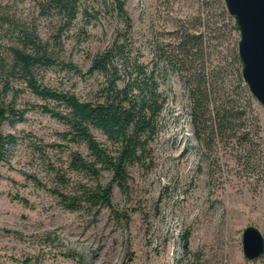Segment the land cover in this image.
<instances>
[{
  "label": "rangeland",
  "instance_id": "rangeland-1",
  "mask_svg": "<svg viewBox=\"0 0 264 264\" xmlns=\"http://www.w3.org/2000/svg\"><path fill=\"white\" fill-rule=\"evenodd\" d=\"M121 1L125 16L100 9L92 25L83 28L80 23L62 39L65 61L86 72L91 56L120 38L149 63L153 43L175 44L178 30L199 28L207 42L194 69L238 68L234 58L241 33L225 0ZM0 14L36 24L45 41L52 35L53 25L39 17L31 0H0ZM183 75L162 74L166 105L150 167L130 168L127 193L114 185L113 211L102 208L96 216L95 209L66 210L54 191L71 194L79 183L105 186L112 174L104 171L97 182L69 170L70 152L76 148L58 136L65 125L32 109L41 101L28 92L16 97V107L28 113L24 122L3 126V133L15 135L16 142L1 169L0 264H264V256L248 260L243 252L246 228L254 226L264 237V106L238 89L236 75L219 78L213 99L242 106L238 136L246 133L251 141L218 136L205 149L194 136ZM46 80L83 100L92 99L98 84L95 78L56 71L48 72ZM2 88L0 84V102H10L12 95L4 97ZM94 134L107 143L100 132ZM80 151L88 155L85 147Z\"/></svg>",
  "mask_w": 264,
  "mask_h": 264
},
{
  "label": "trees",
  "instance_id": "trees-1",
  "mask_svg": "<svg viewBox=\"0 0 264 264\" xmlns=\"http://www.w3.org/2000/svg\"><path fill=\"white\" fill-rule=\"evenodd\" d=\"M31 1L36 3L39 17L53 25L52 35L47 41L41 38L36 24L0 14V84L4 97L12 95L10 102H0V177L8 149L16 142L15 135L3 133V126H14L26 120L28 111L18 109L15 99L28 92L41 101L40 104H33L32 109L39 108L65 125V130L58 136L76 148L70 152L69 170L97 182L104 171L112 174L111 181L105 186L97 183L95 187H89L79 183L77 190L71 194L55 190L61 205L71 212L95 209V216L102 208L113 211L114 185L126 194L130 168L150 167L152 145L161 133V116L166 105L161 91L162 74L168 71L185 73L182 79L189 92L197 142L205 149H209L218 136L236 137L243 143H250L248 134L238 136L240 127L237 121L245 115L242 106L234 100L213 99L219 78L229 75H236L238 89L253 98L243 79L238 53L234 58L237 69L221 68L220 72H207L204 67L194 69V63L203 58L207 38L199 28L193 31L181 28L176 33L175 44L157 41L151 45L152 60L149 63L143 60L144 55L140 51L133 52L118 38L110 48L91 56L90 67L84 72L73 62L62 58V39L69 37L80 23L83 28L92 25L100 9H115L125 16L124 2ZM235 29L240 31L237 24ZM50 71L84 80L97 79L94 96L83 100L75 92L54 87L46 80ZM95 131L100 132L107 143L99 141ZM82 147L87 149V156L80 151ZM35 181L38 182L36 178ZM184 239L185 249L188 250L189 236ZM67 257L82 261L76 254Z\"/></svg>",
  "mask_w": 264,
  "mask_h": 264
},
{
  "label": "water",
  "instance_id": "water-1",
  "mask_svg": "<svg viewBox=\"0 0 264 264\" xmlns=\"http://www.w3.org/2000/svg\"><path fill=\"white\" fill-rule=\"evenodd\" d=\"M241 33L239 57L242 76L254 98L264 106V0H225ZM243 252L248 260L264 256V237L254 226L243 233Z\"/></svg>",
  "mask_w": 264,
  "mask_h": 264
}]
</instances>
